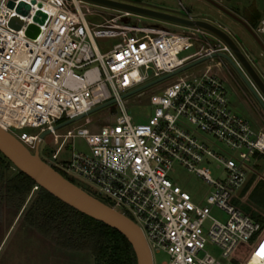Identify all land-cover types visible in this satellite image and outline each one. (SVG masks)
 I'll return each instance as SVG.
<instances>
[{
  "label": "built area",
  "instance_id": "obj_1",
  "mask_svg": "<svg viewBox=\"0 0 264 264\" xmlns=\"http://www.w3.org/2000/svg\"><path fill=\"white\" fill-rule=\"evenodd\" d=\"M9 1L0 0V125L12 133L37 128L23 138L14 133L32 151L39 134L50 129L56 145L52 163L41 156L39 145L40 156L64 176L93 186L112 200L107 204L131 217L152 257L154 251L167 255L158 264H264V225L230 201L249 173H257L252 156L264 154V126L256 130L231 108L225 84L233 78L230 64L212 55L233 57L229 45L197 26L179 24L188 28L179 33L161 25L116 22L117 16L134 14L126 10L91 27L81 0H13V7ZM21 1L30 5L26 14L17 10ZM178 7L182 13H172L210 21L181 0ZM39 9L47 18L32 37L26 29ZM14 16L22 20L20 28L10 25ZM254 31L264 34V16ZM101 36L122 38L102 52L95 42ZM192 47L196 49L179 56ZM204 56L209 57L122 97ZM146 95L152 114L146 122H134L126 105ZM113 98L104 107L116 114L113 122L96 128H67L70 123L54 127ZM76 137L85 141L86 149L69 148ZM208 158L222 170L218 178L203 165ZM175 163L203 178L210 190L196 198L172 180L169 172ZM214 208L226 218L212 215ZM207 244L219 253L207 250Z\"/></svg>",
  "mask_w": 264,
  "mask_h": 264
},
{
  "label": "rangeland",
  "instance_id": "obj_2",
  "mask_svg": "<svg viewBox=\"0 0 264 264\" xmlns=\"http://www.w3.org/2000/svg\"><path fill=\"white\" fill-rule=\"evenodd\" d=\"M123 1L149 7H157L175 13H182V10L178 7V0ZM181 1L192 13L197 14V16L202 18H207L227 30L235 39L237 44L242 48L243 46L241 43L243 42L246 44L255 58L258 59L264 66V54L260 53L261 48L258 47L253 37L233 17L226 14L225 12L220 11L215 4L208 0ZM215 1L229 9L231 12L233 11L239 15H243L244 10H248L252 15L259 13L261 18L264 16V0ZM79 7L84 12L85 18L91 27H96V24H99L106 19L114 18L123 12V10L120 9L83 0L79 1ZM115 21L119 23L139 25H161L179 33H185L188 30V28L185 26L174 22L137 14H132L131 16H117ZM252 26L255 28L257 24L253 23ZM259 36L264 42V34H259ZM121 38L122 37L120 36H101L95 37V42L99 50L104 52L112 48L113 44L121 40ZM208 38L210 40H214L213 36L209 35ZM195 49L196 47H192L183 50L179 56L191 53ZM210 62L212 61H209L208 63ZM223 77L225 78L227 75L223 74ZM225 84L228 90L232 110L248 119L256 130L260 129V127H263L264 121L262 120L260 113L262 112L264 114V108L258 99L251 93L244 92V90L240 88L233 78L227 80ZM155 87L156 86L150 87L148 92L152 91ZM153 107L154 106L149 102L148 95L144 97H135L134 100H130L126 105L127 111L132 116L134 122L148 121L150 115L152 114ZM115 116L116 114H110L107 109L102 108L71 122L67 128L101 127L104 124L113 122ZM189 125L190 127H193V125ZM11 130L17 136L23 138L27 134L36 133L38 129L24 127L21 129ZM63 130L64 129H61L59 131ZM199 133L200 134L198 135L200 137L205 136L208 140L212 141V138L209 135L201 133L200 131ZM52 139L53 135L51 133L47 134L40 144L41 156L51 163L52 161L50 159V153L56 148V145L53 144ZM69 148L82 150L86 149L87 145L82 138L76 137L70 141ZM67 156L68 155H65V157ZM252 163L257 172L255 173L256 179L260 178L262 181H264V154H254L252 156ZM203 165L209 168L212 177L218 178L222 175V170L217 166L214 159L208 158L207 161L203 163ZM260 175L262 176L260 177ZM169 177L181 184L196 198H201L210 190L209 184L203 178L188 172L184 167L177 163H175L170 170ZM73 180L90 193L101 198L104 202L112 204V200L110 198L104 194H100L96 189H94L93 186L85 185V183L77 177H75ZM33 191L34 190H32V192ZM230 201L253 218L263 220L262 213L264 211V190H248L246 193L242 190H237L236 195L232 197ZM24 207L16 216V210L13 207L0 203V264H96L91 251L65 249L62 246L55 244L51 238L45 236L37 228L28 224V222L25 220V216L22 214ZM211 213L217 218H226V214L217 208L212 209ZM206 248L214 254L219 253L217 248L209 244H207ZM166 257L167 255L161 251H154L153 253L155 264L160 263V261Z\"/></svg>",
  "mask_w": 264,
  "mask_h": 264
},
{
  "label": "water",
  "instance_id": "obj_3",
  "mask_svg": "<svg viewBox=\"0 0 264 264\" xmlns=\"http://www.w3.org/2000/svg\"><path fill=\"white\" fill-rule=\"evenodd\" d=\"M83 1H88L120 10H126L137 15L149 16L152 18L161 19L183 25L201 27L217 35L229 45L234 56L232 57L230 54L226 52H217L212 55L213 56L217 55L225 58L229 62V64L238 71L244 82L247 84L250 90L255 94L260 104L264 107V98L256 91L250 80L242 71V68L247 73H249L250 77L253 79V81L255 82V84L257 85V87L264 96L263 80L254 70L247 56L243 53V51L241 50L235 39L224 28L208 20L191 19L162 9L135 4L123 0H83ZM208 1L215 4L217 8H219L222 12H225L226 14L233 16L234 18L238 19L239 21L245 24V22L240 17L235 15L233 12H231L229 9L219 4L215 0H208ZM8 5L13 7L15 3L13 0H10L8 2ZM29 8L30 5L24 1H21L17 6V10L24 14L28 12ZM46 18H47L46 12L40 9L37 10L35 16L33 17L34 22L30 23L27 26L26 34L32 37H36L40 32V26L38 23H43ZM10 25L15 28H20L22 26V20L19 19L17 16H14L10 20ZM245 25L248 28L249 32L258 39L254 30L249 25L247 24ZM262 46L264 48V45ZM207 57L209 56H204L196 60H193L191 62H188L172 72L166 73L151 81L141 84L125 92L122 95V97L129 96L133 93H136L139 90L147 88L153 83L161 81L184 68H187L191 65H194L202 61L203 59H206ZM114 101H115L114 98L105 101L93 107L87 113L81 114L79 116H75L73 118H69L65 121L56 124L54 127L59 128L63 125L71 123L84 115L90 114L92 112L98 111L108 106ZM49 132L50 129H47L39 134L36 140V147L32 151L14 133L10 132L9 130H6L0 125V151L19 170L30 176L39 186L43 187L48 192H50L51 194H53L63 202L67 203L68 205L74 207L75 209L97 220L106 223L107 225L117 229L120 233H122L131 243L135 251L137 264H153L152 253L147 243V240L143 234V231L141 227L131 217L127 216L122 212L117 211L103 200L89 193L80 185L76 184L72 180L71 176H64L60 171H58L56 168H54L52 165H50L40 156L39 145L41 143V140L44 138V136Z\"/></svg>",
  "mask_w": 264,
  "mask_h": 264
},
{
  "label": "trees",
  "instance_id": "obj_4",
  "mask_svg": "<svg viewBox=\"0 0 264 264\" xmlns=\"http://www.w3.org/2000/svg\"><path fill=\"white\" fill-rule=\"evenodd\" d=\"M260 18L256 13L253 23ZM0 203L13 207L16 216L25 206L22 214L28 224L65 249L91 251L96 264H137L135 251L122 233L39 186L1 151ZM259 221L264 223V218Z\"/></svg>",
  "mask_w": 264,
  "mask_h": 264
},
{
  "label": "flooded vegetation",
  "instance_id": "obj_5",
  "mask_svg": "<svg viewBox=\"0 0 264 264\" xmlns=\"http://www.w3.org/2000/svg\"><path fill=\"white\" fill-rule=\"evenodd\" d=\"M233 13L235 15H237L238 17H240L245 22V24L249 25L254 30V28L252 26V24L254 22V15H252L248 10H244L243 15H239V14H237L235 12H233ZM231 17H233V16H231ZM234 19L236 21H238L245 28V30L253 37V39L255 40V42L258 45V47L261 48L260 53L264 54V48L262 46V45H264V42L262 41V39L260 38V36L258 34H256L257 37H258V39H259L258 40L255 36H253L249 32L248 28L246 27V25L244 23H242L241 21H239L236 18H234ZM241 45L243 46L244 49L240 45H239V47L241 48V50L243 51V53L247 56L249 62L252 65V67L254 68V70L257 72V74L261 77V79L264 82V66H263V64L258 59L255 58V56L252 54L251 50L248 48V46L246 44H244L242 42ZM230 71L232 73V76H233L234 81L240 86V88H242L244 90V92L251 93L252 95H254V97H256L255 94L250 90V88L244 82V80L242 79V77L240 76V74L238 73V71L233 66H231V65H230ZM242 71L245 73V75L247 76V78L250 80V82L252 83V85L254 86V88L256 89V91L264 98L262 92L259 90V88L255 84V82L253 81V79L250 77L249 73H247L243 68H242ZM260 112H261V110H260ZM260 115L262 117V120L264 121V114L261 112Z\"/></svg>",
  "mask_w": 264,
  "mask_h": 264
},
{
  "label": "crops",
  "instance_id": "obj_6",
  "mask_svg": "<svg viewBox=\"0 0 264 264\" xmlns=\"http://www.w3.org/2000/svg\"><path fill=\"white\" fill-rule=\"evenodd\" d=\"M258 179H256L255 173H249L246 183L239 190H242L245 193L248 192V190H264V181L260 178ZM262 214L264 218V211ZM262 224L264 225V223Z\"/></svg>",
  "mask_w": 264,
  "mask_h": 264
},
{
  "label": "bare ground",
  "instance_id": "obj_7",
  "mask_svg": "<svg viewBox=\"0 0 264 264\" xmlns=\"http://www.w3.org/2000/svg\"><path fill=\"white\" fill-rule=\"evenodd\" d=\"M252 261H254V258H252Z\"/></svg>",
  "mask_w": 264,
  "mask_h": 264
}]
</instances>
